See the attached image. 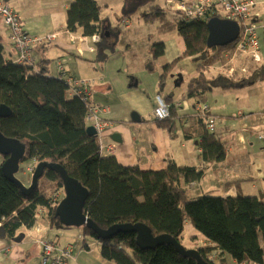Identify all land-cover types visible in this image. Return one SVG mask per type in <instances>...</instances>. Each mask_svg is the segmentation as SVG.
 I'll return each mask as SVG.
<instances>
[{
	"label": "trees",
	"instance_id": "trees-1",
	"mask_svg": "<svg viewBox=\"0 0 264 264\" xmlns=\"http://www.w3.org/2000/svg\"><path fill=\"white\" fill-rule=\"evenodd\" d=\"M143 1L125 0L123 11L135 10ZM153 8L151 13L143 14V20L156 23L159 35L176 32L185 45L177 60L163 65L159 90L161 92L165 87L176 61L188 57L197 63V75L188 80L186 96L206 106V118L211 119L214 128L210 131L205 117L195 112L190 115L189 123L182 127V132L186 138L197 140L204 161L222 160L225 141L215 133L217 115L209 110L207 95L214 87L228 88L229 82L237 83L232 87H242L264 79V67L259 64L261 57L256 63H249L245 74L237 71L230 78L225 73L232 67L231 63L236 61L241 65L238 60L232 61L236 40L223 47L208 48L206 45V22L216 14L189 19L181 11H170L162 6ZM170 12L177 13L172 15ZM99 13L100 6L95 0H72L66 12V29L79 31L85 37L100 36L108 55L114 54L122 29H107ZM20 28L22 34L32 40L40 37L26 34L21 21ZM38 45H29L30 61L18 63L17 55L14 58L5 56V47L0 40V105L11 111L9 116L0 117V132L25 145L21 162L35 160L36 164L44 161L62 166L69 177L87 189L89 196L83 211L101 229L117 224L143 223L153 237L167 235L182 243L184 223L188 221L212 244L197 248L206 263L225 264L223 258L215 261L211 255L218 250L221 256L227 255L237 264H264V251L260 245V239L264 241L262 197L199 195L189 198L186 185L199 181L203 175L194 167L171 162L164 170L141 171L137 166L119 165L114 156H103L97 139L86 132L85 119L91 107L89 100L85 102L82 97L71 95L66 77L54 78L37 69L33 50ZM105 51L102 50L99 58L108 56ZM148 52L150 60L146 66L150 71L154 62L164 54L163 41L152 42ZM208 71L213 74L207 75ZM162 98L168 106L169 116L154 119V122L161 129L168 130L169 125L176 119L181 122L182 117L175 113L174 105L170 106L166 98ZM4 159L0 155V165ZM45 182H48L46 186ZM47 188L52 192L47 193ZM58 192L63 193L62 182L53 171H46L28 195H24L0 171V239L13 241L24 230L33 228L39 232L42 221L53 229H71L62 226L55 217L61 199ZM54 196H58L56 201H52ZM77 231V246L88 249L97 245L101 258L115 264H198L168 244L143 249L137 245V233L134 232L101 239L84 226ZM48 240L61 244L58 238L47 237L38 239L37 243L41 246V242Z\"/></svg>",
	"mask_w": 264,
	"mask_h": 264
},
{
	"label": "crops",
	"instance_id": "crops-1",
	"mask_svg": "<svg viewBox=\"0 0 264 264\" xmlns=\"http://www.w3.org/2000/svg\"><path fill=\"white\" fill-rule=\"evenodd\" d=\"M71 2L72 0H4L19 16L26 34L40 37L56 34L54 40L34 48L37 69L47 76L66 79L72 77L71 80L82 81L88 86L90 106L96 109L95 114L101 121L107 122L100 137L96 136L101 154L114 156L119 165L137 166L141 171L164 170L171 162L194 167L202 171L203 175L199 181L186 185L189 198L213 192L215 194L212 195L223 198L257 196L264 199V144L256 139V132L261 131L264 126V79L242 87H232L237 83L229 82L228 88L214 87L208 93L206 103L209 110L217 115L215 133L225 141V150L222 160L206 162L201 157L200 148H197V140L186 138L182 132V127L189 123V117L194 115L197 106V103L186 96L188 80L197 75L196 62L188 57L176 61L165 87L161 92L159 90V76L163 65L177 60L185 50L182 38L176 32L157 34V24L154 26L156 34H147L142 29L136 32L130 17L120 16L118 21L111 23L99 13L107 29H122L115 53L108 55L100 36L97 35L98 38L94 41L92 36L85 37L79 31L69 32L66 29V12ZM254 2L251 18L257 24L261 57L259 64L264 67V0ZM12 3H15V7ZM124 4L125 0L120 11H123ZM38 13L46 14L42 17ZM124 20L128 23L125 27L121 23ZM105 33L109 34L107 30ZM133 33L144 34L142 41L145 46L141 49V58L131 47L135 43ZM0 40L5 46L11 43L9 32L1 18ZM157 41H163L164 54L154 62L153 68L150 66L152 69L149 71L146 66L150 60L148 50L152 42ZM102 50L108 55L105 59L99 58ZM116 50L120 52L119 57ZM5 56L11 57V54L5 50ZM185 59L196 64L195 67H191L189 71L182 70L180 62ZM231 64L235 68L239 66L236 61ZM209 73L213 74L211 71ZM157 94L165 97L170 106L174 105L175 113L182 117L181 122L176 119L168 130L161 129L154 122L152 112ZM209 95L213 96L214 102H211ZM133 113L138 115L140 121L131 119ZM204 182L206 185L203 186ZM39 228V232L36 228L24 230V237L18 243L0 239V264H41L37 240L42 237L59 239V234H71L64 232L70 229H53L45 221L40 222ZM78 234H73L71 240L59 241L75 242ZM181 242L190 245L189 249L212 246L188 221L184 223ZM260 245L264 251L262 239ZM211 255L215 261L223 258L225 264H237L229 256H221L218 250ZM67 264L115 263L102 259L97 245L88 249L81 245L74 249Z\"/></svg>",
	"mask_w": 264,
	"mask_h": 264
},
{
	"label": "built area",
	"instance_id": "built-area-1",
	"mask_svg": "<svg viewBox=\"0 0 264 264\" xmlns=\"http://www.w3.org/2000/svg\"><path fill=\"white\" fill-rule=\"evenodd\" d=\"M254 0H165V6L170 11H181L185 18L189 19H201L206 14L209 16L216 14L221 19L234 20L240 27L239 35L234 42L233 60H238L241 65L238 67H229L226 70L225 75L233 78L238 71L241 74H245L247 66L252 62L256 63L260 60V52L258 45V36L256 33V22L252 21L251 11L254 7ZM0 17L3 20L4 25L9 29L10 39L14 45L15 51H17V62L30 61L29 57V45L42 44L44 41H52L55 39L56 34H49L43 37H35L30 39L26 35L22 34L20 28L19 16L9 8L4 0H0ZM123 26H127V21L124 20ZM93 40H97V35L92 36ZM60 67V64H58ZM65 82L70 87L71 95H77L87 102L89 97L88 86L79 80H71L67 78ZM155 105L153 108L154 119H165L169 116L168 106L164 99L160 95H155ZM95 108L90 107L86 116V123L93 126L96 130V136L100 137V133L107 127V122L101 121L95 114ZM206 106L203 104H197L195 112L205 117L207 128L212 131L214 125L211 119L206 118ZM256 139L264 144V126L261 131L256 135ZM101 150V147H100ZM27 171L30 175L34 171V167H28ZM58 196H54L52 201H56ZM41 264H66L67 259L72 257L74 249L77 247L75 243H67L64 245L56 244L51 241L41 242Z\"/></svg>",
	"mask_w": 264,
	"mask_h": 264
},
{
	"label": "water",
	"instance_id": "water-1",
	"mask_svg": "<svg viewBox=\"0 0 264 264\" xmlns=\"http://www.w3.org/2000/svg\"><path fill=\"white\" fill-rule=\"evenodd\" d=\"M206 27L208 32L206 45L208 48L223 47L233 43L240 31V27L236 21L221 19L219 17L210 18L206 22ZM10 113L9 108L5 105H0V117L9 116ZM137 116V114L133 113L131 119L140 121ZM86 132L89 136L96 138V130L93 126L88 125ZM24 153L25 145L23 143L16 139L7 138L0 132V155L5 157L0 165V171L8 181L17 185L24 195L30 194L35 189L38 180L46 171H53L59 176L64 196L56 206L55 217L58 218L62 226L69 228L84 226L92 230L101 239H107L118 233L134 232L137 233V245L143 249L155 247L159 244H168L173 246L181 255L195 259L198 264H208L201 258L197 249L185 248L181 243L176 242L167 235L153 237L151 230L143 223L117 224L107 229H101L83 211L84 204L89 196L87 189L82 187L77 180L69 177L59 164L44 161L38 162L31 174L29 185L25 186L15 176L19 170V164L24 158ZM22 238L23 234L21 233L13 241L18 243Z\"/></svg>",
	"mask_w": 264,
	"mask_h": 264
},
{
	"label": "rangeland",
	"instance_id": "rangeland-1",
	"mask_svg": "<svg viewBox=\"0 0 264 264\" xmlns=\"http://www.w3.org/2000/svg\"><path fill=\"white\" fill-rule=\"evenodd\" d=\"M165 0H144L142 3L138 4L135 7V10H129V11H120L123 0H97L98 4L100 5V13L102 17H106L109 19V21L111 23H114L116 21H118V18L120 16H127L131 18V21L133 22V27H135V31H139L140 29L144 30L147 34H156L155 33V28L154 26L156 25V23L150 22V23H145L143 20V14L146 13H151L154 10V6L156 7H165ZM12 6L15 7V3H12ZM39 11L41 12V8L39 9ZM172 15H175L177 12H170ZM40 15H42V17L46 14V13H38ZM1 18V17H0ZM1 21L3 22L2 18ZM127 31V30H126ZM124 31V33L126 32ZM132 36L135 38V43L131 45V47L133 49L136 50V55L141 58L143 56V52L141 51V49L145 46V42L142 41V38L144 36L143 33H133ZM5 50L6 52L8 51L12 58L15 57V55H18L17 51L14 50V47L12 46V44H8L7 46H5ZM117 53V57H119V51L116 50ZM197 64V63H196ZM196 64H193L189 59H185L182 60L180 62V67L182 70L185 71H189V69L191 67H195ZM216 65H218V63H216ZM207 75L210 74L209 72H206ZM209 99L211 100V102H214L213 96L209 95ZM232 107V106H231ZM258 132H256L257 135ZM34 164H36V161L34 160H25L23 162H21L19 164V170L18 172L15 174L16 178L19 179L25 186H28L30 183V178L31 175L28 173L27 171V167L28 166H35ZM200 183H202V180L200 181ZM46 184H48V182H45V186ZM203 186L206 185L205 182L202 184ZM48 189V188H47ZM47 193H51L52 191L50 189H48L46 191ZM212 194H215L213 192H208L206 194L203 195H208V196H214ZM199 195V194H196ZM194 195V196H196ZM64 194L61 193V199L63 198ZM64 232H69L71 234L69 235H62L59 234L60 236V240L61 241H68L71 240L73 238V234H77V228H71L70 231H64ZM93 241V240H91ZM70 243V242H69ZM77 244V241L72 242ZM67 243H62L61 245H64ZM181 245L185 248H188L190 245H188L187 243L183 242L181 243ZM198 245V244H196Z\"/></svg>",
	"mask_w": 264,
	"mask_h": 264
}]
</instances>
